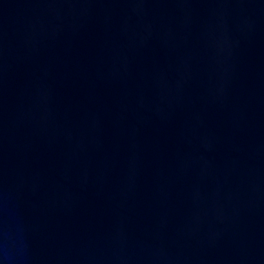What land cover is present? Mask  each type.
Wrapping results in <instances>:
<instances>
[{
	"label": "water",
	"instance_id": "water-1",
	"mask_svg": "<svg viewBox=\"0 0 264 264\" xmlns=\"http://www.w3.org/2000/svg\"><path fill=\"white\" fill-rule=\"evenodd\" d=\"M0 264H264V0H0Z\"/></svg>",
	"mask_w": 264,
	"mask_h": 264
}]
</instances>
